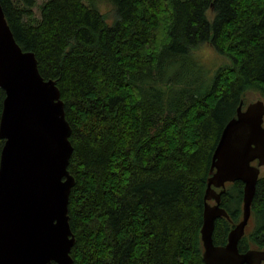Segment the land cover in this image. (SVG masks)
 <instances>
[{"label":"trees","instance_id":"obj_1","mask_svg":"<svg viewBox=\"0 0 264 264\" xmlns=\"http://www.w3.org/2000/svg\"><path fill=\"white\" fill-rule=\"evenodd\" d=\"M111 1L108 26L83 0H0L16 43L64 102L72 264H205L214 148L248 93L264 100V0ZM204 44L228 61L209 81L185 78ZM3 98L0 88V115ZM230 187L220 202L230 220L214 222L218 246L241 218L243 184ZM251 215L240 252L264 247V175Z\"/></svg>","mask_w":264,"mask_h":264},{"label":"water","instance_id":"obj_2","mask_svg":"<svg viewBox=\"0 0 264 264\" xmlns=\"http://www.w3.org/2000/svg\"><path fill=\"white\" fill-rule=\"evenodd\" d=\"M0 88V264H72L68 200L75 180L67 169L73 146L64 102L55 81L40 75L34 53L16 43L1 5ZM263 123V99L240 102L214 148L200 229L205 264H260L264 255L238 250L264 165ZM234 181L243 184L242 218L218 246L214 222L229 218L220 206L222 187Z\"/></svg>","mask_w":264,"mask_h":264},{"label":"rangeland","instance_id":"obj_3","mask_svg":"<svg viewBox=\"0 0 264 264\" xmlns=\"http://www.w3.org/2000/svg\"><path fill=\"white\" fill-rule=\"evenodd\" d=\"M43 0H37V4H40ZM83 3L87 6H95V8L101 13L105 22L108 26H112L117 19L116 11L114 8V4L111 0H83ZM207 49V53L202 50ZM197 52L198 60H195V63L189 65L186 72H184L185 78L195 77L199 74L206 73V78H211V75L214 69L226 63L228 59L224 56L219 54L218 52L212 49L210 44H204L200 47ZM260 98L259 95L255 92H250L245 97L244 106L251 101ZM262 99V98H261ZM264 126V123H263ZM260 175H264V165L260 168ZM255 219L252 217L250 223L247 226V233H250L253 228L255 227Z\"/></svg>","mask_w":264,"mask_h":264},{"label":"flooded vegetation","instance_id":"obj_4","mask_svg":"<svg viewBox=\"0 0 264 264\" xmlns=\"http://www.w3.org/2000/svg\"><path fill=\"white\" fill-rule=\"evenodd\" d=\"M251 164H253V165H256L257 164V160H253L252 162H251ZM259 176H260V174H259ZM234 182H236V181H234ZM234 182H225V184H224V187H222V194H221V197L225 194V193H227V191L229 190V188H231L230 186H232L233 184H234ZM241 182V181H240ZM221 190V188H217L216 189V191H220ZM208 202L210 203V204H213L214 203V201L211 199V200H208ZM221 202V201H220ZM221 206V205H220ZM223 208V207H222ZM224 209V208H223ZM226 211V210H225ZM228 214V213H227ZM229 216V215H228ZM222 218H225V217H222ZM241 218H242V212H241ZM241 218H240V220H241ZM251 218H252V215L250 214V217H249V220H248V223H247V225H246V227H245V231H244V235L242 236V238L244 237V236H247L249 233H247L246 232V230H247V226H248V224L250 223V220H251ZM227 220H230V218H226ZM239 220V221H240ZM238 221V222H239ZM238 222H236V223H234L233 224V227L238 223ZM232 227V228H233ZM231 228V229H232ZM240 241V240H239ZM249 249H252V250H256V251H262V252H264V247H262V248H249ZM263 254V253H262ZM260 255V264H264V255Z\"/></svg>","mask_w":264,"mask_h":264},{"label":"clouds","instance_id":"obj_5","mask_svg":"<svg viewBox=\"0 0 264 264\" xmlns=\"http://www.w3.org/2000/svg\"><path fill=\"white\" fill-rule=\"evenodd\" d=\"M205 15L208 17V19L211 21L212 16L214 15V13H211L209 10H206ZM207 53V49H202Z\"/></svg>","mask_w":264,"mask_h":264}]
</instances>
